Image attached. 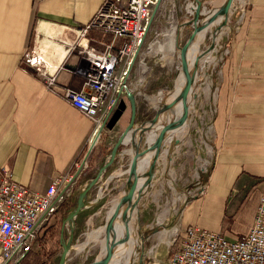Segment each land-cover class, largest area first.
I'll use <instances>...</instances> for the list:
<instances>
[{
    "label": "crops",
    "instance_id": "0c3cea01",
    "mask_svg": "<svg viewBox=\"0 0 264 264\" xmlns=\"http://www.w3.org/2000/svg\"><path fill=\"white\" fill-rule=\"evenodd\" d=\"M101 1L0 0V178L8 170L16 181L44 192L54 178L72 169L85 149L93 122L62 96V90L65 86L81 85L78 68L83 60L74 44L82 37L79 27L91 18ZM220 1L213 3L218 6ZM242 8L239 24L226 39L222 75L215 83L216 93L210 102L207 136L211 163L204 190L182 208L180 229L198 224L209 230L223 228L229 237L241 236L253 218L263 186L264 0H244ZM109 38L102 31L90 29L82 41L102 46ZM30 48L48 72L55 75L53 88L46 85L35 67L23 60L24 52ZM122 99L124 110L113 127L107 128L93 145L92 167L96 170L130 122V100L127 95ZM135 103L137 107L138 99ZM191 103L190 100V112ZM136 113L137 110L135 116ZM188 128L185 123L166 132L162 160L170 152L179 153L183 140L173 150L172 143L184 137ZM158 131L157 125L146 131L144 142H152ZM130 142L128 138L120 144L116 161L87 191L85 198L109 195L110 190L111 195L119 197L124 192L134 151ZM150 160L149 154L138 164V174L148 167ZM90 179L88 176L82 182L78 192ZM66 194L71 200L75 190L69 188ZM63 224L61 221L59 226L60 244ZM42 232L43 227L39 236ZM34 243L35 248L32 246L24 258L13 264L18 261L17 264H52L57 252L48 259L44 253L47 250L40 249V239ZM38 249L42 253L35 256Z\"/></svg>",
    "mask_w": 264,
    "mask_h": 264
},
{
    "label": "rangeland",
    "instance_id": "374dc122",
    "mask_svg": "<svg viewBox=\"0 0 264 264\" xmlns=\"http://www.w3.org/2000/svg\"><path fill=\"white\" fill-rule=\"evenodd\" d=\"M213 1L159 0L153 8L150 27L127 79L129 90L133 92L135 100L138 99L139 102L137 109H135L137 113L134 117L136 128L132 134L138 144V149L147 146V143L144 142L146 131L177 117L176 103L170 108L161 111L157 115V123L149 126V121L156 115L159 108L176 97L175 92L179 88L180 74L182 73L179 46L185 42L194 26L192 17L195 13V7L193 8L194 12L190 13L189 9H192L190 4L192 3L195 6L200 4L202 12L199 15L198 24L204 22L205 25L202 29H205L208 22V13L217 7ZM242 9L238 4L235 9L232 10L230 8L226 16L233 12L236 13L227 17L218 25L214 26L215 23H213L211 25L213 28H209L204 40L198 41L199 46L195 45L192 48L193 51L191 52L189 63L191 66L190 70L194 71L195 74L194 92L190 93V97L188 95L192 105H190L191 112L189 111L190 113H188V120L185 122L190 127V129L188 128L189 132L182 138L174 139L172 150L177 143L182 140L184 142L178 154L177 151L174 154L170 152L168 157L162 160L161 146L155 161L152 179L140 193L134 208L127 212V218L131 223V241L117 249L110 264H113L116 258L119 257L118 253L120 251L130 249L131 243L135 239H137L134 245L135 251L131 252L128 264H153L156 262L171 247L175 230L180 225V213L184 205L189 200L202 194L205 184L204 179L211 163L207 136L210 102L216 93L215 83L222 75L220 67L225 60L226 39L239 24ZM171 37H174L176 41L171 42ZM198 52H200V55H197ZM194 56L195 59L199 57L196 67H193ZM207 56H213L214 60L210 63H205ZM141 126L145 128L140 130ZM106 129V126L102 128L99 136ZM89 144H86L82 154L75 160L72 169L69 171L72 177L64 184L66 193H68L69 188L70 191L75 190L68 212L76 205L79 194L78 189L81 187L82 182L88 176L91 178L95 176L99 167L107 160L113 146H111L106 156L107 158L96 170V168L92 167V162L95 159L91 154L93 147L88 150ZM130 144L135 149L134 144L132 142ZM120 146L117 147L114 159L103 169L97 181L116 161ZM142 173L141 175H143ZM126 190L127 182L122 194ZM111 194H113L112 190H110L109 195L96 196L94 199L86 197V204L73 217L72 221L68 222L66 220L64 222L61 228L62 239L65 242L67 240L70 242V248L64 264H86L103 256L106 219L120 197ZM92 200L94 201L88 204ZM125 205L126 203H124ZM121 211L122 209H120ZM66 214L64 213V215ZM117 219L122 224L121 217H117L115 221ZM61 221L59 211V213L57 212L44 223L55 224V228L50 232L48 231L45 235L48 245L43 249L57 252V254L54 253L52 264L57 262L62 250V244L58 241ZM103 228L104 230H102ZM217 231L224 233L223 228ZM34 246L33 248H35ZM118 264H124V261H120Z\"/></svg>",
    "mask_w": 264,
    "mask_h": 264
},
{
    "label": "built area",
    "instance_id": "2783aa9c",
    "mask_svg": "<svg viewBox=\"0 0 264 264\" xmlns=\"http://www.w3.org/2000/svg\"><path fill=\"white\" fill-rule=\"evenodd\" d=\"M158 1L102 0L91 18L79 27L82 37L90 29L110 37L102 46L83 42L82 37L77 40L74 47L83 60L78 68L82 82L79 88L65 86L62 90V96L92 120L93 132L127 94V79ZM190 7L191 13L195 5L191 3ZM23 60L35 67L48 87H54L55 75L31 48L25 51ZM71 177L67 172L54 178L44 192H38L4 170L0 178V264H13L30 251L39 229L65 197L64 184ZM154 264H264V181L244 234L229 237L198 224L184 229L178 226L170 249Z\"/></svg>",
    "mask_w": 264,
    "mask_h": 264
},
{
    "label": "water",
    "instance_id": "95a60500",
    "mask_svg": "<svg viewBox=\"0 0 264 264\" xmlns=\"http://www.w3.org/2000/svg\"><path fill=\"white\" fill-rule=\"evenodd\" d=\"M232 0H225L215 12H213L211 18H215L216 16L223 14L226 15L228 12V9L230 7ZM201 7L200 4H197L195 6V13L192 17V21L194 22L193 29L187 36L185 42L179 46V57H180V63H181V69L183 70L185 80L184 83L181 87V90L179 93L176 94V97L174 100H172L169 103L163 104L159 110L157 111L156 115L149 121V126L154 125L157 123V115L161 112L164 111L165 109L170 108L172 105L178 103V101H181V107L182 111L178 117H175L173 120H168L166 123L161 124L158 133L156 134L155 139L152 142H149L146 147L142 149H138V144L135 142L134 137L132 136L133 131L135 130L134 126V117H135V109H136V103H135V97L134 94L131 90H127V97L130 100L131 103V119L126 128L122 131L121 135L117 138L115 143L113 144L109 156L107 160L104 161V163L99 167L98 172L93 176L90 181L82 188V190L78 194V198L76 201L75 207L70 210L67 214L66 217L63 221V223L67 220L68 222H71L73 217L82 209V207L86 204V193L88 189L96 183L97 179L99 178L101 172L103 171L104 168H106L110 162L114 159L117 147L123 143L129 135V140L134 144L135 149L131 155V159L127 168L128 171V177H127V190L124 194L120 195L118 201L116 202L114 209L110 215L107 216L106 223H105V236H104V241L106 244V249L102 257L96 258L90 262H87L86 264H107L109 260L111 259L113 255V246L116 244V241L113 237L110 240V230L113 229L114 225V220L116 216L119 214L120 209L121 211V216L122 218L126 219V214L128 210H131L134 208L137 198L139 197L140 193L144 189V187L147 186V184L150 182L153 176V171H154V165L156 158L159 155L160 148L162 146L163 140L166 136V132L171 129H175L179 126H182L185 124L188 113H189V104H188V95L192 89V85L194 82V71L190 70L188 63H187V49L189 47L190 42L192 41L193 37L195 34L200 31L204 27V22H201L198 24L199 20V15L201 13ZM125 102L123 99H120L118 102L117 107L115 110L112 112L111 116L108 118V120L101 125L95 132L93 141L89 144L88 150H91L93 145L95 144L96 140L98 139L100 132L104 126L107 128H112L113 125L115 124L116 120L122 113V111L125 108ZM147 126V127H149ZM145 127L141 126L140 130H143ZM137 141V140H136ZM153 151V156L152 159L146 168L145 171H143V175L138 174V164L141 159V157H144V155L149 152ZM143 177V179L140 181V179ZM94 200H92L89 203H92ZM124 203L126 205L124 206ZM71 237V236H69ZM62 244V250L59 256L58 261L55 264H64L66 260V255L70 247V242L67 240V242L63 241L61 242ZM154 264V263H153Z\"/></svg>",
    "mask_w": 264,
    "mask_h": 264
},
{
    "label": "bare ground",
    "instance_id": "6f19581e",
    "mask_svg": "<svg viewBox=\"0 0 264 264\" xmlns=\"http://www.w3.org/2000/svg\"><path fill=\"white\" fill-rule=\"evenodd\" d=\"M225 0H221V2H220V4L212 11H210L209 13H208V22L206 23L207 24V26L205 27V29H201L200 31H198L196 34H195V36L193 37V39H192V41L190 42V44H189V47H188V49H187V53H186V56H187V63H188V66H189V68L191 69V66H190V63H189V58H190V55H191V52L193 51V47L196 45L197 47L199 46V43H198V41H203L204 40V38H205V35H206V33H207V31L209 30V28H213V27H211V25L213 24V23H215L214 24V26L215 25H218V24H220V22H222L224 19H227V17H229V16H226L227 14H228V12H229V10H230V8H232V10L233 9H235V7L237 6V4H238V6L239 7H241L242 8V5H243V2H244V0H232L231 1V4H230V7H229V9H228V12H227V14L226 15H223V14H220V15H218V16H216L215 18H211V16H212V14H213V12H215L216 10H217V8L224 2ZM194 12V11H193ZM199 39V40H198ZM176 40H175V38L174 37H171V42H175ZM196 51H197V48H196ZM194 53H195V51H194ZM197 55H200V52H198L197 53ZM195 59V56L193 57V60ZM214 60V57L213 56H207L206 58H205V63L207 62V63H210V62H212ZM198 62H199V57H197L196 59H195V62H194V65H193V67H196L197 66V64H198ZM193 67H192V69H193ZM182 73H183V70H182ZM180 74V85H179V88H178V90L175 92V95L177 94V93H179V91L181 90V87H182V85H183V83H184V80H185V76H184V73L183 74ZM194 80H195V74H194ZM194 83V82H193ZM193 86V85H192ZM192 92V89H191V91H190V93ZM189 93V94H190ZM189 100H191V99H188V102H189ZM176 116L178 117L179 115H180V113H181V111H182V107H181V101H178V103L176 104ZM163 113V112H162ZM160 126H161V124L160 125H158V128H160ZM94 134H95V131L92 133V136H91V138H90V143L93 141V136H94ZM127 137L129 138L130 136L129 135H127ZM126 137V139H128ZM153 151H150V155H151V159H152V156H153V153H152ZM148 154V155H149ZM148 155H146V156H144V157H141V159H140V161H139V164H141V162L143 163L144 162V160H145V158L148 156ZM151 161V160H150ZM150 163V162H149ZM140 166V165H139ZM141 167V166H140ZM146 167H147V164H146ZM141 179H143V178H141ZM114 209V208H113ZM113 209H112V211H113ZM111 211V212H112ZM129 211V210H128ZM127 211V212H128ZM110 212V213H111ZM119 218V217H121V222H122V224L121 223H119L118 222V220L119 219H117L116 221L114 220V225H113V229L112 230H110V234H109V236H110V240L112 239V237L115 239V240H117L116 241V244L113 246V255H112V257H111V259L109 260V262L107 263V264H110V262L112 263V260L114 259V256H115V253L117 252V249L118 248H121L123 245H125V244H128L130 241H131V228H130V225H131V223H130V221H129V219L127 218V214H126V219H124V218H122V216H121V212L119 211V214L116 216V218ZM115 218V219H116ZM102 230H104V228L102 229ZM104 232V231H103ZM101 233V232H100ZM137 242V239H135L132 243H131V248L130 249H123V251H120V253H118L119 254V257H117L116 258V260H115V262L113 263V264H118L120 261H124V264H128V262H129V258H130V255H131V252L133 253V251H135L134 250V245H135V243ZM70 248V247H69ZM80 248V247H79ZM78 248V249H79ZM105 249H106V244L104 245V252H105ZM69 251V250H68ZM68 253V252H67ZM135 254V253H134ZM65 263V262H64Z\"/></svg>",
    "mask_w": 264,
    "mask_h": 264
},
{
    "label": "trees",
    "instance_id": "16d2710c",
    "mask_svg": "<svg viewBox=\"0 0 264 264\" xmlns=\"http://www.w3.org/2000/svg\"><path fill=\"white\" fill-rule=\"evenodd\" d=\"M102 136H103V134H101ZM70 206H71V200H70V198L69 197H64L62 200H61V202L58 204V207H57V209L55 210V212L51 215V216H53L54 214H56L57 212L59 213V211H60V217H61V220L62 221H64V219H65V217H66V215H64V213H67L66 211H68V209L70 208ZM50 216V217H51ZM49 217V218H50ZM48 218V219H49ZM55 223V222H54ZM43 232L41 233V235L40 236H37V238H36V240L37 241H39V239H40V242H42V244H40V249L41 248H45V246H43V245H45V243H46V239H47V237L45 236L46 235V233L49 231H51V230H53L54 228H55V224H50V223H47V224H44L43 226ZM35 244V243H34ZM33 246V245H32ZM32 249V248H31ZM30 249V250H31ZM41 250H39L38 249V251L36 252V254H35V256H39L41 253ZM40 253V254H39ZM46 255H47V258L48 259H50L51 258V256L55 253V250H47L46 252H44ZM25 257V255L24 256H22L21 257V259L22 258H24ZM20 259V260H21ZM19 260V261H20ZM18 261V262H19ZM17 262V263H18ZM16 263V264H17ZM43 263V262H42Z\"/></svg>",
    "mask_w": 264,
    "mask_h": 264
}]
</instances>
